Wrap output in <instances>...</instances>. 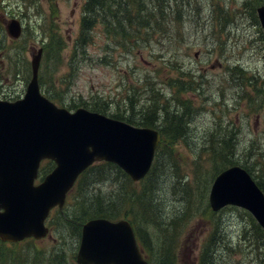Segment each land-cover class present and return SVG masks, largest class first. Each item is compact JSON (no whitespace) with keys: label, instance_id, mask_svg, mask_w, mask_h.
Masks as SVG:
<instances>
[{"label":"rangeland","instance_id":"obj_1","mask_svg":"<svg viewBox=\"0 0 264 264\" xmlns=\"http://www.w3.org/2000/svg\"><path fill=\"white\" fill-rule=\"evenodd\" d=\"M145 1L154 17L145 15L159 20L150 23L156 32L163 16L155 10L181 18L130 53L107 49L98 25L89 32L93 44L83 61L72 53L83 3L0 0V99L23 97L30 56L43 49L39 84L47 94L41 93L56 106L73 112L87 101L108 107L110 117L124 115L136 123L142 116L151 120L144 111L154 110L155 124L167 114L186 130L184 141L161 147L142 180L132 181L115 165L94 164L68 192L63 211L51 217L47 237L31 240L30 247L0 243V264H25L14 260V251L27 255V264H76L82 226L106 219L104 214L135 224L150 247L136 238L150 264L165 257L175 264H200L205 245L218 251L207 258L208 247L204 264H264V232L253 217L236 206L217 212L208 206L214 178L232 166L246 170L264 189V35L255 13L264 0ZM11 19L23 28L18 41L5 34ZM170 55H175L172 70L164 67ZM132 89L140 93L130 105ZM38 253L47 255L32 262Z\"/></svg>","mask_w":264,"mask_h":264},{"label":"water","instance_id":"obj_2","mask_svg":"<svg viewBox=\"0 0 264 264\" xmlns=\"http://www.w3.org/2000/svg\"><path fill=\"white\" fill-rule=\"evenodd\" d=\"M264 32V6L256 9ZM12 39L21 34L18 21L6 25ZM41 50L31 55V77L24 97L0 101V242L19 243L48 234L45 220L62 209L76 178L92 163H115L132 180H141L152 165L160 136L84 109L69 113L40 94ZM112 147V148H111ZM55 168L33 186L42 160ZM208 202L217 212L231 205L248 211L264 231V194L248 173L233 166L214 179ZM76 264H148L128 221L91 219L81 229Z\"/></svg>","mask_w":264,"mask_h":264},{"label":"trees","instance_id":"obj_3","mask_svg":"<svg viewBox=\"0 0 264 264\" xmlns=\"http://www.w3.org/2000/svg\"><path fill=\"white\" fill-rule=\"evenodd\" d=\"M149 4L145 0H85V3L83 5V13L80 20V32L78 41L74 45H78V48H73V55L77 59V57H82L86 61L88 57H83L86 54L87 48L93 44V39L90 36V31L92 28H95L96 26H101L103 30V35L105 36V39L107 42H105V46L110 49H121L122 51L130 53L132 51V48H136L137 44L139 42H142L145 45H149L153 40L151 39L152 36L156 33H162L160 31H163L164 29H169L174 25V23L181 18L179 14H175L176 18L170 19L169 17L166 18L164 16V10L157 9L155 10L158 15L162 14V22L160 27L162 28L159 32H156L153 28V26L150 24H159V20L151 21L148 19V17L145 15V12L149 11V17H154V10L152 8H149ZM151 21V22H150ZM172 38H166V40H170ZM156 41V40H155ZM165 41V40H164ZM167 52V51H166ZM133 54V53H132ZM175 55H170L168 59L166 60L168 63L164 66L166 69L172 70L174 68V64L170 62ZM155 61H157V56L154 57ZM177 69V67H176ZM182 72V71H181ZM190 82V81H189ZM187 83V85L189 84ZM133 90V89H132ZM140 91L137 90V92H134L131 96H128L127 100L129 101V104H133V98L137 97ZM100 100V98H98ZM105 103V102H103ZM82 106L91 111V112H97L101 114H106L108 112V107L99 108L95 106L94 104H91L89 102H82ZM76 106L75 108H77ZM169 112V111H166ZM145 115L151 114V120H149L150 116L145 117L142 116L139 122L136 123L132 120L126 119L124 115H121V118L119 117H111L117 120L125 121L131 125L139 126V127H146V128H154L158 130V132L161 135V142L157 148L155 159H157V154L160 151L161 147H163L164 144H174L178 140L184 141L186 138V130L185 127H182L180 124L174 125L172 120L170 119V116H167L166 113L162 112V114H166L162 121L160 120V125L154 123V117L157 114L156 111L150 110V111H144ZM107 115V114H106ZM117 116V114H115ZM162 115V117H163ZM157 116V115H156ZM179 117H183V113H179ZM184 130V131H180ZM175 136V137H172ZM53 167V164L51 162H46L42 165L40 169V176L42 174L44 175L46 172L48 173ZM88 173V172H86ZM85 174H83L84 176ZM83 178V177H82ZM80 179V181L82 180ZM80 183V182H79ZM263 191L264 189L260 186L259 183H256ZM63 211V210H62ZM57 214L56 212L53 213L51 216H55ZM104 218L108 220H116L117 215H103ZM95 217V216H94ZM131 225L133 226L135 233L137 237L139 238V241L141 242V245L146 248V250L150 251L149 245H146L142 242L141 236L139 234V231L136 230L135 224L131 221ZM211 239V238H210ZM31 240L24 241L21 246H29L31 244ZM144 240V239H143ZM211 243V242H210ZM13 247L17 246L11 245ZM30 247V246H29ZM209 245H205L203 247V250L200 254V264H204L207 258L210 257V255L214 254L218 250H216V247L214 250H212L209 247V254L207 258H205L207 254ZM143 249V248H142ZM29 250V249H28ZM145 251V249H143ZM45 255L47 254H34L32 256V262L38 260V258L44 259ZM16 262H22V263H29L30 260L28 259L27 255H22V253L18 254L16 251L13 253V258ZM49 257L50 258L53 257ZM202 258V259H201ZM150 264V261L147 260ZM57 262V261H56ZM49 263V261H48ZM160 264H175L170 258L165 257L161 260Z\"/></svg>","mask_w":264,"mask_h":264}]
</instances>
